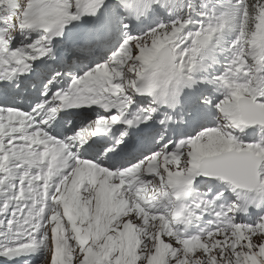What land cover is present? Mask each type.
<instances>
[{
  "label": "snow or ice",
  "instance_id": "1",
  "mask_svg": "<svg viewBox=\"0 0 264 264\" xmlns=\"http://www.w3.org/2000/svg\"><path fill=\"white\" fill-rule=\"evenodd\" d=\"M0 264H264V0H0Z\"/></svg>",
  "mask_w": 264,
  "mask_h": 264
}]
</instances>
